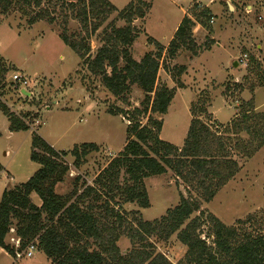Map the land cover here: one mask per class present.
I'll return each instance as SVG.
<instances>
[{
    "label": "rangeland",
    "instance_id": "rangeland-1",
    "mask_svg": "<svg viewBox=\"0 0 264 264\" xmlns=\"http://www.w3.org/2000/svg\"><path fill=\"white\" fill-rule=\"evenodd\" d=\"M70 1L76 0H41L40 9L46 10L47 15L31 24L29 20L39 8L27 7L15 0L5 12L0 9V100L18 117L36 118L40 122L37 125L30 122L28 130L11 132L7 117L0 112V199L4 189L25 182L39 168L30 158L33 132L53 149L66 152L61 159L68 164L69 172L59 186L61 191L70 190L72 178L77 175L92 185L99 171L125 144L128 124L125 112L130 114L140 107L143 93L139 88H131L127 102L116 98L61 38L64 34L79 43L81 39L92 56L102 44L105 31L112 25L124 24L117 14L132 0H109L116 11L107 15L95 32L86 31L75 19V12L67 6ZM145 1L151 4L147 13L148 29L161 43L167 41L183 8L188 7L187 14L191 17L194 11L206 8L205 4L212 1L211 18L205 20L206 26L196 23L193 28L196 55L182 48L169 58L167 46L163 45L166 49L160 59L158 84L172 88L174 96L167 113L154 116L162 119L159 137L182 147L192 118L191 106L206 108L205 113H198L199 118L208 125L210 138H221L226 158L237 162L239 169L211 200L200 204L202 218L215 216L240 234L261 235L264 239V144L245 156L241 147L249 136L236 130L241 107L255 114L264 113V0ZM132 25L137 36L131 55L139 60L156 48L149 44L144 33V18L135 19ZM244 54V63H238ZM252 60L259 63V69ZM181 66L185 70L178 73ZM14 73L27 80L23 90L32 93L30 98H24V93L19 92L20 84L15 86ZM119 109L123 113L114 114ZM139 119L146 123L147 116ZM89 142L95 143L98 151L88 153L76 165L71 150ZM144 184L150 206L142 209L134 203L122 205L120 210L129 219L131 211L143 220L159 218L178 203L180 193L196 194L193 186L170 170L145 178ZM31 199L39 205L35 195ZM198 215L194 212L191 217ZM200 230L208 232L210 226L204 224ZM149 242L173 264L184 258L185 246L175 235L167 240L152 236ZM206 242L211 244V239L206 238ZM116 244L122 252L132 247L122 232ZM12 260L0 249V264H14ZM20 261L26 263V260ZM29 262L52 264L41 251L34 252Z\"/></svg>",
    "mask_w": 264,
    "mask_h": 264
},
{
    "label": "trees",
    "instance_id": "trees-1",
    "mask_svg": "<svg viewBox=\"0 0 264 264\" xmlns=\"http://www.w3.org/2000/svg\"><path fill=\"white\" fill-rule=\"evenodd\" d=\"M12 1L15 0H0L1 12H5ZM18 1L40 9L41 0ZM67 6L75 12L80 25L91 32L116 11L109 0H76L68 2ZM150 7L145 0L128 2L117 14L124 24L112 25L105 31L102 44L92 56L88 55L89 47L81 39L79 43L61 35L64 44L83 60L92 75L100 78L113 96L127 102L131 88L137 87L143 98L140 107L130 114L125 112L128 120L125 144L99 171L92 185L77 175L72 178L71 189L61 191L59 186L69 172L68 164L61 159L66 152H58L32 133L30 158L39 168L25 182L4 189L0 199V249L12 259L15 249L9 239L15 237L19 238L20 248L36 242L37 251L52 264H173L155 250L149 239L155 236L167 240L175 235L185 246L184 258L177 264H264L261 235L240 234L212 215L202 218L200 204L211 200L239 169L237 162L226 158L221 138H210L208 125L199 118L198 113H205L206 108L191 106L192 118L182 147L159 137L162 119L154 115H165L174 96L172 88L158 84L160 59L166 48L148 37L156 51L144 53L139 60L131 55L137 36L132 22L143 19ZM46 15V10L40 9L29 23ZM210 18L209 8L194 11L191 17L185 15L167 45V56L172 58L182 48L196 55L193 28L196 23L205 27V20ZM252 62L259 69V63ZM184 70L181 66L178 73ZM241 109L236 130L249 136L241 151L250 156L264 144V113ZM0 112L7 116L10 131L28 130L21 119L25 116L18 117L1 100ZM117 113L123 110L114 112ZM141 116H147L146 123L141 122ZM92 151H98L95 143H81L70 155L79 165ZM168 170L193 186L196 194L180 193L178 203L159 218L143 220L135 211H131V219L127 218L120 207L134 203L139 208H148L144 179ZM32 195L38 198L39 205L32 201ZM194 212L199 215L191 217ZM204 224L210 226V231L200 230ZM120 232L126 234L132 245L128 251L122 252L116 244ZM203 233L205 237L201 236ZM206 238L211 239V244H207Z\"/></svg>",
    "mask_w": 264,
    "mask_h": 264
},
{
    "label": "built area",
    "instance_id": "built-area-1",
    "mask_svg": "<svg viewBox=\"0 0 264 264\" xmlns=\"http://www.w3.org/2000/svg\"><path fill=\"white\" fill-rule=\"evenodd\" d=\"M243 58H240L238 63L243 64L245 61V57L246 55L244 54L242 56ZM12 80L13 82L16 84L15 86H19V92L21 93V89L25 88V85L27 84V80L24 78L23 76L17 73H14L12 76ZM29 117H21V119L23 120V122L28 126V128H30V122L33 124H39V120H37L36 118L30 119L28 120ZM28 121H27V120ZM12 231V230H11ZM10 243L14 246L15 249V256L13 258L14 262L20 261V260H26L25 264H31L29 262V260L34 256V252L37 251V246H36V242L32 241L29 244H27L25 247L20 248V241L19 238H15V237H11L10 238Z\"/></svg>",
    "mask_w": 264,
    "mask_h": 264
},
{
    "label": "crops",
    "instance_id": "crops-1",
    "mask_svg": "<svg viewBox=\"0 0 264 264\" xmlns=\"http://www.w3.org/2000/svg\"><path fill=\"white\" fill-rule=\"evenodd\" d=\"M211 2H212V1H209V3L205 4L206 8H209L210 11L212 10V5H210ZM150 8H151V7H150ZM187 10H188V7L183 8V9L181 10V14L179 15V17H178L176 23L174 24V26H173V28H172V30H171V32H170V35H169V37H168V39H167V41H166L165 43H161V42H160L156 37H154V36L151 34V32L149 31V29H148V25H147V14H146V16L144 17V33L147 34L148 37H151V38H153L154 40L158 41L160 44L167 46L168 42L170 41V39L172 38V36H173V34H174L175 30H176L178 24L180 23L181 19H182L185 15L188 16V14H187ZM148 12H149V11H148ZM20 91L22 92L23 89H21ZM27 92H28V91H27ZM28 93H29L28 95H26V94L24 93V96L30 98V97L32 96V93H31V92H28ZM172 100H173V99H172ZM168 108H169V107H168ZM5 116H6V115H5ZM6 117H7V116H6ZM7 120H8V118H7ZM8 126H9V121H8ZM9 131H10V130H9ZM11 132H12V131H11ZM3 254H4V252H3ZM48 260H49V259H48ZM12 263H14V264H21V261H20V262H19V261L14 262V260H12Z\"/></svg>",
    "mask_w": 264,
    "mask_h": 264
},
{
    "label": "water",
    "instance_id": "water-1",
    "mask_svg": "<svg viewBox=\"0 0 264 264\" xmlns=\"http://www.w3.org/2000/svg\"><path fill=\"white\" fill-rule=\"evenodd\" d=\"M229 8H230V10H232V9H233V7H232V6H229ZM234 65H236V63H235ZM22 92H23V93H25L26 95H28V94H29L28 92H25L24 90H23Z\"/></svg>",
    "mask_w": 264,
    "mask_h": 264
}]
</instances>
